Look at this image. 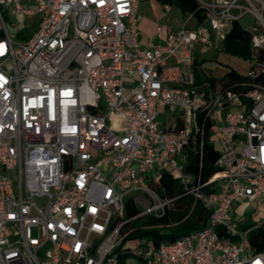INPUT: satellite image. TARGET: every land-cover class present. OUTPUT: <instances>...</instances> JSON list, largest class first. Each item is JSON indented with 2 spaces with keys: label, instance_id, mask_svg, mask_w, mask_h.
<instances>
[{
  "label": "built area",
  "instance_id": "1",
  "mask_svg": "<svg viewBox=\"0 0 264 264\" xmlns=\"http://www.w3.org/2000/svg\"><path fill=\"white\" fill-rule=\"evenodd\" d=\"M195 1L201 22L189 12L142 45L138 0H0V264H115L123 225L165 215L171 199L156 187L166 171L207 219L142 264H264V243L250 242L264 237V219L235 215L264 203V85L254 82L264 0ZM2 9L15 29L38 18L28 41L13 40ZM170 9L159 4L158 19ZM243 17L254 26L238 88L198 79L195 46L214 47L212 32L217 40ZM204 122L220 169L199 184L186 162ZM129 199L142 210L125 219Z\"/></svg>",
  "mask_w": 264,
  "mask_h": 264
},
{
  "label": "trees",
  "instance_id": "2",
  "mask_svg": "<svg viewBox=\"0 0 264 264\" xmlns=\"http://www.w3.org/2000/svg\"><path fill=\"white\" fill-rule=\"evenodd\" d=\"M159 4L169 3L171 6L179 8L180 12L185 15L193 13L194 16L201 22L204 19L203 13L198 9L195 0H156ZM222 51L236 58L246 60L252 54L251 33L244 29L240 23L234 22L231 25L229 32L224 36L222 42ZM260 60H264V50L258 51ZM243 80V77L234 69H229L217 81L224 88L237 89L238 84ZM254 82L264 85V73H259ZM210 123H203V142L201 148L197 152L189 153L186 162V171L191 173L196 182L203 184L216 172L219 171L217 160L219 157L218 147L210 142ZM156 190L160 197L171 199L169 207L166 209L165 215L162 218H153L150 216L144 217L148 219L149 227L140 229L139 231L130 227L132 222L126 223L121 227V233L128 232L124 238V245L129 239H134L135 234L141 236L148 234L151 241L150 253H153L161 243L170 242L176 238L197 229H200L206 219L208 212L202 208L199 203H193V199L189 196H181V188L176 179L172 177L170 172L163 173L160 183ZM204 192H209V186L203 188ZM125 219L134 216L139 210L129 199L125 203ZM264 237L260 234H252L250 242L259 247L264 243ZM261 243V244H260ZM121 245V246H122ZM148 250V251H149ZM147 251V250H146ZM113 253H118L115 264H127L126 259L130 255L134 257L137 264L145 262L147 257L145 254L138 252L121 250L117 246ZM149 257V256H148ZM133 261V260H132Z\"/></svg>",
  "mask_w": 264,
  "mask_h": 264
},
{
  "label": "rangeland",
  "instance_id": "3",
  "mask_svg": "<svg viewBox=\"0 0 264 264\" xmlns=\"http://www.w3.org/2000/svg\"><path fill=\"white\" fill-rule=\"evenodd\" d=\"M140 2L142 6H145V4L148 5L156 4L154 0H140ZM2 13L6 21L8 32L13 35L17 34V36H15L13 40L17 42L28 41L32 33L34 32L38 18L37 17L28 18L25 20V24L19 26L18 29H15L14 28L16 22L15 18L13 16L8 15L7 11L4 9H2ZM168 16L174 17L176 21L175 26L176 28H179L184 18V15L180 12L179 8L176 6H172ZM17 21L22 22L23 17L19 16ZM28 23L31 24L30 27L28 26ZM239 23L246 30H250L254 26V21L250 17H243L239 21ZM0 31H2L1 24H0ZM227 32H228V28L225 29L224 35L227 34ZM223 38L224 36L216 40L214 36V32H212V42L214 43V47H208L206 45L199 44L196 45L194 48L196 51V57L198 63L200 65L199 69L201 75L203 76V80L212 77L213 78L222 77L225 74V72L230 68L234 69L240 74L245 73L247 70L246 62L244 60L231 56L222 51ZM163 117H165V114L161 115L159 121H161ZM118 122H119L118 119L115 117H111L109 120V124L113 128L118 127ZM128 197L136 199L138 195L136 193H131ZM138 209L142 210V206H139ZM112 214H116V212L113 211ZM235 215L237 219H239L241 222L247 225H251L260 219H264V203L258 205L257 210L251 209V207L247 205H243L236 210ZM123 217L125 218V210H123ZM130 227L138 231L140 229H147L149 227L148 219L137 218L132 221V225H130ZM135 237L136 238L134 239L131 240L129 239V241H127L124 245H122L121 250H123L124 252L132 251L135 253L138 252L139 254H145L149 249H151V241H150V236L148 234H144L141 236L135 234ZM129 260H133L136 263V260L130 254L127 257L126 261Z\"/></svg>",
  "mask_w": 264,
  "mask_h": 264
},
{
  "label": "crops",
  "instance_id": "4",
  "mask_svg": "<svg viewBox=\"0 0 264 264\" xmlns=\"http://www.w3.org/2000/svg\"><path fill=\"white\" fill-rule=\"evenodd\" d=\"M155 1V5L152 4H145V6L141 5L140 0L137 3V9L135 12V18L137 20V26L139 31V42L142 45H145L149 39L153 42H160L165 36V31L162 29L159 33L157 32V26L160 25L162 27L169 26L172 29H177L175 24L176 21L174 17L168 16L169 12L167 13L166 19L159 20L158 13H159V3ZM172 7V6H171ZM171 10V9H170ZM195 55V64L197 68V77L200 80H203V76L200 73V65L198 63L196 57V51L194 52ZM247 66V64H246ZM226 73V72H225ZM213 78V77H212ZM221 78V77H219ZM211 79V78H208ZM217 79V78H215ZM239 209V208H238ZM237 208L235 209L236 213Z\"/></svg>",
  "mask_w": 264,
  "mask_h": 264
}]
</instances>
